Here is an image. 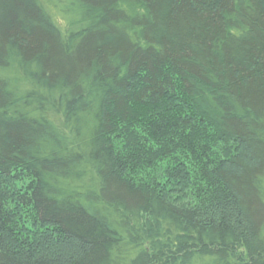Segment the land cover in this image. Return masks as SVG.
<instances>
[{"label":"trees","instance_id":"1","mask_svg":"<svg viewBox=\"0 0 264 264\" xmlns=\"http://www.w3.org/2000/svg\"><path fill=\"white\" fill-rule=\"evenodd\" d=\"M0 264H264V0H0Z\"/></svg>","mask_w":264,"mask_h":264}]
</instances>
